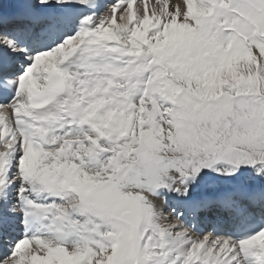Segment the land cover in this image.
<instances>
[{"label": "snow or ice", "instance_id": "1", "mask_svg": "<svg viewBox=\"0 0 264 264\" xmlns=\"http://www.w3.org/2000/svg\"><path fill=\"white\" fill-rule=\"evenodd\" d=\"M157 2L0 0V264H264V0Z\"/></svg>", "mask_w": 264, "mask_h": 264}, {"label": "bare ground", "instance_id": "2", "mask_svg": "<svg viewBox=\"0 0 264 264\" xmlns=\"http://www.w3.org/2000/svg\"><path fill=\"white\" fill-rule=\"evenodd\" d=\"M177 3H180L182 6H184L183 0H169L170 8H171L172 5L177 4ZM148 4H149L148 5L149 10L151 8H153V7H159V4H158L157 0H151L150 2H148ZM140 5H144V4H140ZM125 7H126V5H125ZM143 8L144 7L141 6V7H138L137 9H135L138 16H139V13H143ZM138 9H140V11H138ZM116 15H117V22L118 23H119V21H120V23L123 22L120 19L121 13L119 12ZM157 203H158V206L161 208V210L163 211V213L165 214L166 217H169L170 219H172L171 217L174 215L173 216L174 217V219H173L174 222H177L179 224L184 223V221L182 219H178L176 217V214L172 211V206L169 203H166L164 198H161L159 201H157ZM170 211H172V212H170ZM168 213L169 214L171 213L172 215H169ZM170 219L165 220L164 222L168 223ZM204 226L205 227H209L207 223H203V224L200 223V224L197 225V228L198 229H203ZM190 231H191V229H190ZM208 231L211 232V228L210 227H209ZM203 234H206V233H204V232L202 233L200 231H197V233H195V236H198L199 238H203ZM35 247H37V246L34 245L33 248H35Z\"/></svg>", "mask_w": 264, "mask_h": 264}, {"label": "rangeland", "instance_id": "3", "mask_svg": "<svg viewBox=\"0 0 264 264\" xmlns=\"http://www.w3.org/2000/svg\"><path fill=\"white\" fill-rule=\"evenodd\" d=\"M139 3H140V2H138L137 5H138ZM134 6H135V5H134ZM134 6H133V7H134ZM152 9H153V8H151V9L149 10V12H151ZM138 11H140V9H138ZM140 15H142V13H139V16H140ZM119 23H120V21H119ZM168 214H169V213H168ZM169 215H172V214L170 213ZM173 216H174V215H173ZM173 216L171 217L172 219H170L168 223H171V222L173 221V219H174ZM172 223L174 224V221H173ZM177 224H179V223H177ZM201 224H203V223H201ZM208 229H209V227H205V226H204V227H203L204 233L207 234L208 232H210V231H208Z\"/></svg>", "mask_w": 264, "mask_h": 264}]
</instances>
